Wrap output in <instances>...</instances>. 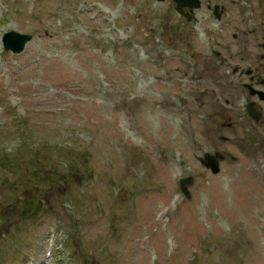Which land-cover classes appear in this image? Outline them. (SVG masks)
Wrapping results in <instances>:
<instances>
[{
	"label": "rangeland",
	"instance_id": "374dc122",
	"mask_svg": "<svg viewBox=\"0 0 264 264\" xmlns=\"http://www.w3.org/2000/svg\"><path fill=\"white\" fill-rule=\"evenodd\" d=\"M247 6L259 22L224 33L171 1L0 0V264H264V122L250 128L231 74L263 20ZM11 31L33 36L20 54L1 45ZM71 72L99 83L69 89ZM216 151L219 175L198 160ZM164 165L173 179L157 177Z\"/></svg>",
	"mask_w": 264,
	"mask_h": 264
},
{
	"label": "flooded vegetation",
	"instance_id": "af4514ba",
	"mask_svg": "<svg viewBox=\"0 0 264 264\" xmlns=\"http://www.w3.org/2000/svg\"><path fill=\"white\" fill-rule=\"evenodd\" d=\"M200 2L201 4L198 9L186 8L184 12L192 16L195 22L199 21L198 15L200 13L207 15L214 26L217 27V30L224 33L238 30V25L244 21V15L247 12V8L244 4L248 2V0H200ZM256 25L258 30L245 33L243 36V43L239 41L238 34L235 33L233 35L236 45L238 42L241 43L239 53H241V59L245 63L252 61L254 57H260L264 60V23H258ZM252 35H254L255 40L262 38L263 43H260L259 46L262 48L263 53L261 52L253 55L251 52L249 42L250 36ZM228 48L231 50L230 46ZM232 58H234V55ZM246 79L251 82L252 86L259 87L264 91V69L254 67L253 74L246 77ZM257 107L264 113V103L260 102Z\"/></svg>",
	"mask_w": 264,
	"mask_h": 264
},
{
	"label": "bare ground",
	"instance_id": "6f19581e",
	"mask_svg": "<svg viewBox=\"0 0 264 264\" xmlns=\"http://www.w3.org/2000/svg\"><path fill=\"white\" fill-rule=\"evenodd\" d=\"M45 48H47L46 44L45 45L44 44H39V45L33 46L32 49H31V52L29 54V58H34V57L40 55L42 53V50L45 49ZM148 53H149V51L146 49L145 50V54H148ZM177 60H178L179 64H183L184 63L183 57H179V58H177ZM76 72H78V71H76ZM70 75L72 76L71 79L75 80L74 82L68 84V88L72 89V90L75 88L76 85H81L82 86L83 83H85L86 81L91 80V79L92 80L96 79V80H98V83H99V79L97 78V76L94 73H92L89 78H87V77H85L83 75H80L79 73H74L73 74V72H71ZM120 76H121V78L124 77L126 79V77H125L126 75L125 74H122ZM176 87H178V85H176ZM44 88H45L44 86H41V89H44ZM75 98H74V100H75ZM150 104L154 108H157V103L150 102ZM84 110H85V107H82L81 111H84ZM82 117L83 118L87 117V118L86 119L84 118V120H82ZM88 117H91V118H88ZM99 117H100V107H99V105H97L96 107L92 108L91 116H84L83 115V116H80L79 118L73 119V121H75V122L79 121L80 123H88V122H91L92 119H97ZM164 124L169 126V121L167 120L166 122H164ZM162 168L163 169H159V173L157 174V177H164V178H167L168 180L169 179H173V176H172V173H171L170 169L169 168H165V165L162 166ZM160 172H162V173H160ZM171 191L172 190L170 188H168L164 193H160L158 196H155L156 197V199L154 200V211H155V213L157 212L159 205H163L165 202L170 201V199L172 197L171 196ZM156 202H157L158 206L156 205ZM199 207L196 208V207L190 205L185 210V212L182 213L183 214L182 218L184 216H186V217L190 216L192 221H195L196 219L200 218ZM209 213H210V217H211L212 221H214V222L219 221V219L215 215L212 214V210L210 212V210L208 208L207 214H209Z\"/></svg>",
	"mask_w": 264,
	"mask_h": 264
},
{
	"label": "water",
	"instance_id": "95a60500",
	"mask_svg": "<svg viewBox=\"0 0 264 264\" xmlns=\"http://www.w3.org/2000/svg\"><path fill=\"white\" fill-rule=\"evenodd\" d=\"M160 1H163V0H160ZM175 1L178 3H182V0H175ZM31 39H32L31 36H22L16 33L8 34L7 37H5L6 48L7 50H12L14 53H21L24 50L26 43L30 41ZM223 160H224V157L221 154L216 153L214 156L210 154H206L205 159L202 160V162L206 167L211 168L214 174H218L220 172V166H219L220 161H223ZM192 183H193L192 178L187 179L183 183L182 189L184 193L187 195V197H190L187 189H188V186L191 185Z\"/></svg>",
	"mask_w": 264,
	"mask_h": 264
}]
</instances>
